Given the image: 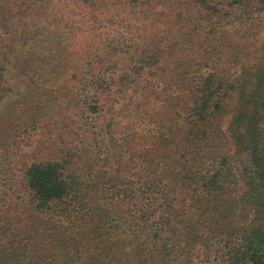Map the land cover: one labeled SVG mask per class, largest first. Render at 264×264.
<instances>
[{
	"label": "trees",
	"instance_id": "16d2710c",
	"mask_svg": "<svg viewBox=\"0 0 264 264\" xmlns=\"http://www.w3.org/2000/svg\"><path fill=\"white\" fill-rule=\"evenodd\" d=\"M263 12L0 0V264H264Z\"/></svg>",
	"mask_w": 264,
	"mask_h": 264
},
{
	"label": "rangeland",
	"instance_id": "374dc122",
	"mask_svg": "<svg viewBox=\"0 0 264 264\" xmlns=\"http://www.w3.org/2000/svg\"><path fill=\"white\" fill-rule=\"evenodd\" d=\"M262 20H263V23H264V12H263V14H262ZM263 37H264V28L262 27V28L259 30L258 34H257V37H256V39H255V42H254L253 48L257 47V46L262 42ZM121 103H122L123 105H125V104L128 105L129 101L126 100L125 102H121ZM121 103H119V105H120ZM18 164H19V162H18ZM124 207H125V206H124Z\"/></svg>",
	"mask_w": 264,
	"mask_h": 264
}]
</instances>
